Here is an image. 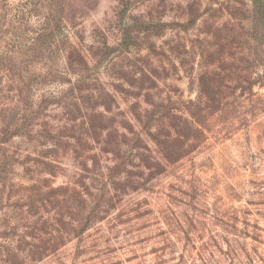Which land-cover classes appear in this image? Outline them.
<instances>
[{
  "label": "rangeland",
  "instance_id": "rangeland-1",
  "mask_svg": "<svg viewBox=\"0 0 264 264\" xmlns=\"http://www.w3.org/2000/svg\"><path fill=\"white\" fill-rule=\"evenodd\" d=\"M0 264H264V0H0Z\"/></svg>",
  "mask_w": 264,
  "mask_h": 264
},
{
  "label": "trees",
  "instance_id": "trees-1",
  "mask_svg": "<svg viewBox=\"0 0 264 264\" xmlns=\"http://www.w3.org/2000/svg\"><path fill=\"white\" fill-rule=\"evenodd\" d=\"M39 156V155H38ZM45 159V158H44ZM45 160H47V159H45ZM47 165V164H46Z\"/></svg>",
  "mask_w": 264,
  "mask_h": 264
}]
</instances>
